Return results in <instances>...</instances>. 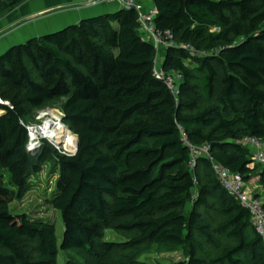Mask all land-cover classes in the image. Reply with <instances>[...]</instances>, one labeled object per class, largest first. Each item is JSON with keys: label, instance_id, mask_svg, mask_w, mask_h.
Masks as SVG:
<instances>
[{"label": "trees", "instance_id": "1", "mask_svg": "<svg viewBox=\"0 0 264 264\" xmlns=\"http://www.w3.org/2000/svg\"><path fill=\"white\" fill-rule=\"evenodd\" d=\"M29 0H0V20ZM157 30L201 54L171 47L162 69L182 79L175 95L156 76L157 49L143 38L135 9H117L35 36L0 55V264H56L55 225L11 206L30 176L57 151L47 141L33 156L27 117L65 99L63 121L78 150L58 155L60 176L50 203L64 223L60 250L91 248L100 264H152L137 252L115 262L96 246L103 228L128 218L130 244L190 247L169 264H264V241L247 208L222 185L219 163L264 188L245 137L264 139V0H154ZM192 59L196 66L187 61ZM208 145L191 170L190 149ZM260 197V195H257ZM223 221L214 227L211 212ZM195 236L221 248L198 254ZM225 237L231 244H223ZM26 241L37 243L32 258Z\"/></svg>", "mask_w": 264, "mask_h": 264}, {"label": "rangeland", "instance_id": "2", "mask_svg": "<svg viewBox=\"0 0 264 264\" xmlns=\"http://www.w3.org/2000/svg\"><path fill=\"white\" fill-rule=\"evenodd\" d=\"M10 14L11 12L7 15ZM162 56L163 54H161L159 65L162 63V60L164 58ZM187 64L190 66H196L192 59H189L187 61ZM64 102L65 99H57L48 102L40 111H48L54 116L62 115ZM39 113L37 112L34 113V115L27 117L26 124L30 126L40 125L43 119L39 118ZM68 128L70 129V127ZM71 132L73 131L71 130ZM47 143L52 149H55L57 153H55L53 157L43 165L42 170L40 172L33 173L30 176L27 188L22 196H18L16 194L18 190L17 187L12 184H9V188H11L15 195V200L11 208L16 213L27 214L35 218H41L50 221L55 225L56 234L58 238V247L60 251L56 264H100V261L97 260L91 248L70 251L60 250L65 230L63 218L61 213L54 209V207L51 205L49 198L55 191L56 184L60 176L58 155L74 154V150L77 146V140L75 141L74 148H70L68 146L58 148L53 145L54 142L47 141ZM42 146L38 149H34L33 153L31 154L35 156L42 150ZM256 180L257 177L253 175V177H251L248 182L245 181L248 189L252 191L253 194V188H256L257 185ZM260 197H262L264 200V195H260ZM210 218L212 219L213 224H215L214 227H217V225L223 221L221 216L214 211L210 213ZM127 223H129L128 218L115 219L103 228L102 235L96 240V246H100V244L103 242H108L117 245L113 247L112 250L102 253L103 261L115 262L137 251V256L140 260L148 261L152 264H169L172 262L184 260L189 257V246L178 248H165L159 247L152 242L130 244V242L137 236V234L134 231L126 230L121 227V225ZM195 237V245L197 246V251L199 255L203 257H215L221 253V248L210 245L206 240L200 238L199 236ZM221 240L225 245L231 244L225 237H221ZM25 245L27 246L31 257L35 258L37 255V243L33 241H26Z\"/></svg>", "mask_w": 264, "mask_h": 264}, {"label": "built area", "instance_id": "3", "mask_svg": "<svg viewBox=\"0 0 264 264\" xmlns=\"http://www.w3.org/2000/svg\"><path fill=\"white\" fill-rule=\"evenodd\" d=\"M113 6H117V9H135L139 14V30L143 38L150 40L154 43L157 49V59L155 64L156 76L163 80L175 95L178 94V84L182 77L180 74L173 72L167 74L163 69L159 61L161 54L166 53L171 47H178L187 50L191 55L195 56L201 54L191 44H180L176 42L170 32L162 33L157 30L155 19L157 16V8L154 5V0H103ZM164 57V56H162ZM2 105H10L8 101L0 96V107ZM2 111L0 110V113ZM40 112V113H39ZM39 118L43 119L40 125H27L29 131V143L28 149H38L44 144V141L53 142L51 138L42 134V130L45 127V123L51 120L52 115L50 112L39 111ZM63 120V114H62ZM49 131L52 128H48ZM32 130H35L36 138L32 137ZM183 134V142L190 149V164L191 170H196L198 161L201 157L210 158V147L208 145L195 146L191 141ZM241 143L250 147L252 150V160L255 163H264V139L255 137H245L241 140ZM75 152V150H74ZM213 169L224 188L234 196L242 206L247 208L251 214V220L256 228V231L263 238L264 241V200L262 197H258L250 191L246 185L244 178L239 173H234L227 167L213 162Z\"/></svg>", "mask_w": 264, "mask_h": 264}, {"label": "crops", "instance_id": "4", "mask_svg": "<svg viewBox=\"0 0 264 264\" xmlns=\"http://www.w3.org/2000/svg\"><path fill=\"white\" fill-rule=\"evenodd\" d=\"M115 10V6L103 0H29L0 20V55L32 37L55 32ZM256 181L253 192L255 195H264L258 177Z\"/></svg>", "mask_w": 264, "mask_h": 264}, {"label": "bare ground", "instance_id": "5", "mask_svg": "<svg viewBox=\"0 0 264 264\" xmlns=\"http://www.w3.org/2000/svg\"><path fill=\"white\" fill-rule=\"evenodd\" d=\"M48 128H52V130L49 131ZM41 133L51 138L54 142L53 145L58 148H62L63 146H68L70 148L75 147L74 145L77 137L73 132H71L66 124H64L62 115H52L51 120L46 121L45 127ZM32 137L33 140L36 138L35 130H32Z\"/></svg>", "mask_w": 264, "mask_h": 264}, {"label": "water", "instance_id": "6", "mask_svg": "<svg viewBox=\"0 0 264 264\" xmlns=\"http://www.w3.org/2000/svg\"><path fill=\"white\" fill-rule=\"evenodd\" d=\"M77 150H78V137H77V147H76V149H75V152L74 153H76L77 152ZM30 151V153H33V150H29Z\"/></svg>", "mask_w": 264, "mask_h": 264}]
</instances>
